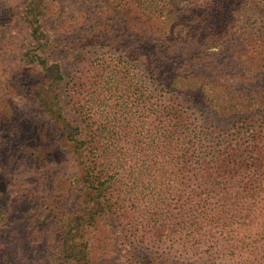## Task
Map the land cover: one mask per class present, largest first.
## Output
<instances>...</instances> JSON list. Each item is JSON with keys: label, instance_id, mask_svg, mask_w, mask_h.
I'll list each match as a JSON object with an SVG mask.
<instances>
[{"label": "rangeland", "instance_id": "374dc122", "mask_svg": "<svg viewBox=\"0 0 264 264\" xmlns=\"http://www.w3.org/2000/svg\"><path fill=\"white\" fill-rule=\"evenodd\" d=\"M20 1L0 0V264H52L47 240L51 227L61 215L51 243L56 247L58 234L67 230L63 224L79 217L77 208L90 195L83 189V169L67 139L69 129L57 119L56 109L41 104V97L54 90L55 108L64 105V113L80 119L83 126L108 125L113 132L109 136L119 138L135 162L139 156L134 146L145 154L155 145L157 114L170 95L158 83L161 73L168 72L166 66L163 71L152 69L154 46L162 47L161 52L178 65L188 62L194 75L208 77L216 71L231 77L242 71L227 64L230 53L222 55V46L229 51L243 47L231 55L243 59L259 57L253 51L264 44L238 26L209 29L192 22L187 27L194 15L209 11L205 4L210 0H156L157 12L148 20L138 7L150 0H42L34 10L40 19L36 26L44 38L45 27L51 25L62 34L59 43L46 47L52 54L48 61H56L62 71L61 82L52 85L50 62L42 66L20 61L19 50L29 33L16 15ZM200 4L204 8H197ZM196 115L197 129L211 145L209 139L223 134L226 121ZM145 166L141 171L147 176L165 173L159 188L196 185L189 175H183L178 185L169 168ZM145 181L141 178L137 191L151 190ZM242 183L237 181L234 187ZM249 207L243 206L233 217L229 211L211 217L202 226L179 223L180 234L166 230L162 238L151 233L143 216L110 222L96 218L90 225L86 256L89 264H264V217L252 223L244 216Z\"/></svg>", "mask_w": 264, "mask_h": 264}, {"label": "trees", "instance_id": "16d2710c", "mask_svg": "<svg viewBox=\"0 0 264 264\" xmlns=\"http://www.w3.org/2000/svg\"><path fill=\"white\" fill-rule=\"evenodd\" d=\"M41 4L42 0H23L18 5L20 11L16 15L29 29L19 50L23 64L36 62L45 66L52 55L47 53L46 47H50L52 41L59 43L61 40V32L53 25L45 27V38L36 26L40 19L34 10ZM158 5L156 0H150L138 7L143 19L155 17L153 14ZM200 5L197 8H204ZM205 7L209 11L194 15L187 27L192 22L204 23L209 29L228 30L238 26L249 31V37L258 40V44H264V0H210ZM156 48L152 69L163 71L166 66L168 72L161 73L158 83L170 95L168 103L157 114L155 145L148 146L145 154L134 146L139 156L135 162L144 158L140 164L128 158L119 138L109 136L113 132L108 125L93 127L86 123L83 126L80 119H73L69 112L64 113V105L55 108L58 93L54 90L41 97V104L47 110H57V119L60 118L69 129L67 139L83 169V189L87 191L86 196L90 195L77 208L79 217L63 224L67 230L58 234L56 247L51 243L60 227L61 215L53 229L51 227L47 240L52 251V264H81V260L89 264L86 256L91 248L88 234L92 222H97L93 221L96 218L110 222L122 221L128 216H143L151 233L162 238L166 230L180 234L183 228L179 223L190 221L193 226L200 223L202 226L211 217L218 218L227 211L233 217L245 205L250 207L244 216L252 223L264 217V209L260 208L264 207V48L258 45L253 51L259 57L239 59L231 55L239 53L243 47L236 46L235 50L229 51V47L223 45L222 55L230 53L225 57L227 64L242 71L231 77L217 75L216 71L208 77L194 75L188 62L178 65L161 52L162 47H153ZM213 69L215 67H210ZM48 71L52 85L61 80L62 71L56 61L50 62ZM199 112L226 121L223 134L209 139L211 145L205 144L208 140L197 129L196 113ZM143 163L148 169L169 168V175L178 185H182L183 175L191 176L196 185L159 188L162 186L160 176L165 173L158 171L147 176L141 171ZM143 177L150 191H137ZM237 181L244 183L235 188ZM33 182L38 184L40 179L35 176ZM131 204H134L133 209H129ZM256 226L257 230L262 229L261 225Z\"/></svg>", "mask_w": 264, "mask_h": 264}]
</instances>
